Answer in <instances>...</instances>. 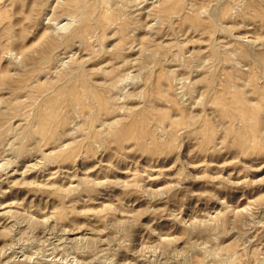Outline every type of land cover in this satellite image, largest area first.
Segmentation results:
<instances>
[{"label": "rangeland", "instance_id": "rangeland-1", "mask_svg": "<svg viewBox=\"0 0 264 264\" xmlns=\"http://www.w3.org/2000/svg\"><path fill=\"white\" fill-rule=\"evenodd\" d=\"M0 173V264H264V0H0Z\"/></svg>", "mask_w": 264, "mask_h": 264}, {"label": "bare ground", "instance_id": "bare-ground-1", "mask_svg": "<svg viewBox=\"0 0 264 264\" xmlns=\"http://www.w3.org/2000/svg\"><path fill=\"white\" fill-rule=\"evenodd\" d=\"M11 164H12V163H11ZM9 165H10V164H9ZM11 166H12V165H11ZM14 169H15V168H14ZM14 169H13V170H14ZM0 174H1V173H0ZM2 175H3V174H2ZM9 176H10V175H9ZM1 203H2V202H1ZM2 204H3V203H2ZM2 204H1V205H2Z\"/></svg>", "mask_w": 264, "mask_h": 264}]
</instances>
